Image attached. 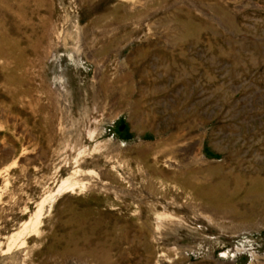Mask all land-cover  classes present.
Returning <instances> with one entry per match:
<instances>
[{
  "label": "rangeland",
  "instance_id": "374dc122",
  "mask_svg": "<svg viewBox=\"0 0 264 264\" xmlns=\"http://www.w3.org/2000/svg\"><path fill=\"white\" fill-rule=\"evenodd\" d=\"M0 264H264V0H0Z\"/></svg>",
  "mask_w": 264,
  "mask_h": 264
}]
</instances>
